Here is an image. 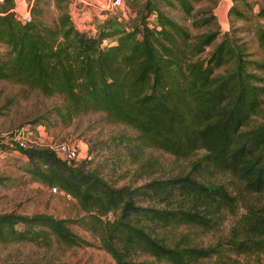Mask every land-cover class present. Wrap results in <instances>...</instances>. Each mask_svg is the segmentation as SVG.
<instances>
[{"label":"trees","instance_id":"16d2710c","mask_svg":"<svg viewBox=\"0 0 264 264\" xmlns=\"http://www.w3.org/2000/svg\"><path fill=\"white\" fill-rule=\"evenodd\" d=\"M54 1L51 22L36 6L23 20L11 0L0 2V43L7 48L0 79L60 95L56 110L66 119L99 111L133 128L134 135L116 137L134 165L130 179L116 183L88 161L75 165L49 147L0 141L1 150L23 151L28 171L83 211L1 213L0 242L89 245L72 230L76 224L116 264H264V203L252 199L264 191V6L254 14L256 44L248 50L249 41L221 31L211 10H194V0L166 2L180 5L195 32L154 0L129 20L108 10L93 30L80 29L64 0ZM233 10L236 20L253 18L237 5ZM148 148L197 155L173 171ZM208 231L218 233L204 242L200 233Z\"/></svg>","mask_w":264,"mask_h":264},{"label":"rangeland","instance_id":"374dc122","mask_svg":"<svg viewBox=\"0 0 264 264\" xmlns=\"http://www.w3.org/2000/svg\"><path fill=\"white\" fill-rule=\"evenodd\" d=\"M11 1L13 4L11 8L15 10H10L19 18L27 9H29L31 18L35 6L41 9L45 22H51L57 13L54 0ZM92 1L94 5L81 0H64L80 29L93 30L99 20L105 17L104 12L108 10H110L107 14L109 16L117 15L124 20H129L143 7L145 0H123L122 4L112 9L105 8L106 0ZM96 1L100 4L98 5ZM154 1L165 13L185 24L192 32L196 31L191 25V20L186 17L176 1L174 5L168 4L166 0ZM245 1L251 4L250 7L245 5ZM83 4L85 7L82 8ZM100 5L104 8L96 7ZM236 5L248 13L251 11L253 18L244 22L240 19L236 20L233 10ZM86 6L91 7L88 13L85 12ZM193 6L194 10L201 8L211 10L216 16L221 31H229L235 37L249 41L248 50L255 49L256 42L252 27L259 18L256 19L254 14L264 6V0H194ZM82 11L84 15L87 14L88 20H79L82 17ZM150 20L154 22V16H151ZM260 20L264 22V16L260 17ZM247 25H250L248 29ZM6 50V46L0 43V55ZM62 104L63 99L58 94L47 95L25 84L0 79V137L23 128L30 144L35 147L50 148V145L65 140L74 142L78 145L79 155L75 161H71L73 164L88 161L89 167L99 166L108 180H116V183L128 181L134 164L129 161V156L122 148V144H118L116 135L120 133L134 135L136 131L123 123L109 120L99 111L66 119L56 110L57 106ZM147 151L156 156L166 169L174 168L173 171L187 167L189 161L197 155L196 153L189 158H178L159 149L148 148ZM29 166L30 161L23 151L12 148L1 150L0 148V214L15 212L30 215L45 212L56 217H79L83 214L71 195L62 190H53L52 185L40 182L28 171ZM122 172L125 173L124 176L121 175ZM220 179L228 178L220 175ZM252 199L256 203H264V191L253 194ZM228 224L227 221L222 224L223 232H227ZM71 228L91 243L66 246L53 242L51 246L43 247L30 242H0V262L25 260L116 264L112 256L100 246L96 236L76 224H72ZM217 233L203 232L200 233V237L204 242L214 241ZM239 258L242 259V256Z\"/></svg>","mask_w":264,"mask_h":264},{"label":"built area","instance_id":"2783aa9c","mask_svg":"<svg viewBox=\"0 0 264 264\" xmlns=\"http://www.w3.org/2000/svg\"><path fill=\"white\" fill-rule=\"evenodd\" d=\"M2 1V0H0ZM84 3L86 2L87 4L94 5L95 3L92 0H81ZM96 3H98L96 1ZM123 3V0H106L105 3V8H114L119 6L120 4ZM99 5V3H98ZM101 8L102 5H100ZM15 10V8H11ZM21 19L23 20H28L30 19V14H29V9L24 11V14H21ZM0 141L4 143H15L20 147L27 148V147H33L34 145L30 144V140L25 136L24 129L19 128L14 131L9 132L8 134H5L0 137ZM50 148L62 159L67 160L68 162H73L78 158L79 151H78V145L74 142H69V141H61L58 143H54L53 145H50ZM53 190H56V186H52Z\"/></svg>","mask_w":264,"mask_h":264},{"label":"crops","instance_id":"0c3cea01","mask_svg":"<svg viewBox=\"0 0 264 264\" xmlns=\"http://www.w3.org/2000/svg\"><path fill=\"white\" fill-rule=\"evenodd\" d=\"M99 4H100V3H99ZM83 7H85V4H83L82 8H83ZM96 7H98V8H100V9H101V7H100V6H96ZM86 8H87V10H85V12H87V13H88V12H90V10H91V7H90V6H86ZM78 14H80V13L78 12ZM81 15H82V17H80V18H79V20H82V21L88 20V19H87V17H86V16H87V14H86V15H84V14H83V11L81 12ZM84 16H85V17H84ZM92 25H93V24H92Z\"/></svg>","mask_w":264,"mask_h":264}]
</instances>
